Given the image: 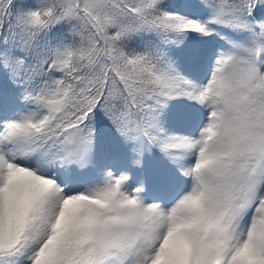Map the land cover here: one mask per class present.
<instances>
[{
  "label": "snow or ice",
  "instance_id": "6c2138e0",
  "mask_svg": "<svg viewBox=\"0 0 264 264\" xmlns=\"http://www.w3.org/2000/svg\"><path fill=\"white\" fill-rule=\"evenodd\" d=\"M0 264H264V0H0Z\"/></svg>",
  "mask_w": 264,
  "mask_h": 264
}]
</instances>
